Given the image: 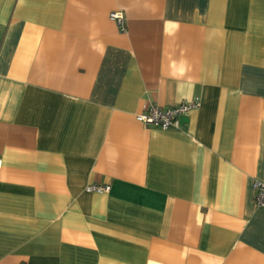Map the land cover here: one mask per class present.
Masks as SVG:
<instances>
[{
	"label": "crops",
	"instance_id": "crops-1",
	"mask_svg": "<svg viewBox=\"0 0 264 264\" xmlns=\"http://www.w3.org/2000/svg\"><path fill=\"white\" fill-rule=\"evenodd\" d=\"M256 181L264 0H0V264H264Z\"/></svg>",
	"mask_w": 264,
	"mask_h": 264
},
{
	"label": "built area",
	"instance_id": "built-area-1",
	"mask_svg": "<svg viewBox=\"0 0 264 264\" xmlns=\"http://www.w3.org/2000/svg\"><path fill=\"white\" fill-rule=\"evenodd\" d=\"M110 17L114 19L121 31H125L124 17L120 12H111ZM200 104L199 97L182 101L168 108L157 105H150L146 111L136 115L137 121L148 127H158L160 129H178L179 117L187 115L196 109ZM108 187H90L89 190H107ZM253 199L257 207H264V183L256 181L253 185Z\"/></svg>",
	"mask_w": 264,
	"mask_h": 264
}]
</instances>
